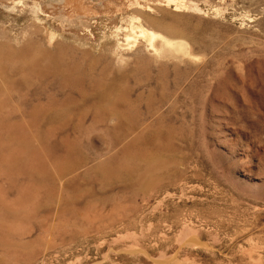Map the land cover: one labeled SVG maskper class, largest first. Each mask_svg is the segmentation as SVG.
Segmentation results:
<instances>
[{
    "label": "rangeland",
    "instance_id": "rangeland-1",
    "mask_svg": "<svg viewBox=\"0 0 264 264\" xmlns=\"http://www.w3.org/2000/svg\"><path fill=\"white\" fill-rule=\"evenodd\" d=\"M0 264H264V0H0Z\"/></svg>",
    "mask_w": 264,
    "mask_h": 264
},
{
    "label": "bare ground",
    "instance_id": "bare-ground-1",
    "mask_svg": "<svg viewBox=\"0 0 264 264\" xmlns=\"http://www.w3.org/2000/svg\"><path fill=\"white\" fill-rule=\"evenodd\" d=\"M169 1H174V0H169ZM177 1V0H176ZM178 20V19H177ZM155 22V21H154ZM159 24V22H156V24ZM155 24V23H154ZM160 25V24H159ZM166 28V27H165ZM167 30V29H166ZM179 33V32H178ZM139 35V34H138ZM142 35L147 37L150 41H153L155 40L156 38L157 39H161V46H160V49H158L157 47H155V44L151 45L152 47H154V49H158L157 51L161 52L162 54H165L167 57H173V58H176V59H180L183 55L185 56L186 54H188V49H186V52H183L182 51V44H181V41L180 40H170L156 32H153L151 30H147V29H142ZM146 40V39H145ZM155 43V42H154ZM180 44V47L177 48H169L168 46H172L173 45H179ZM158 53V52H157ZM190 55V54H188ZM27 56V55H26ZM34 57V56H33ZM35 59H32L31 61L33 63H37V60L34 61ZM40 60V59H39ZM50 60V59H49ZM52 61V60H51ZM45 62V61H44ZM45 68V67H44ZM108 75L106 73H103L101 75V78H100V81L99 83L95 86L96 87V90L98 93L102 94L103 96L104 95H108L109 93H112V92H115V86L113 84H108L106 85L105 83L102 82V80ZM114 81V80H113ZM119 92V91H118ZM117 92V93H118ZM117 95V94H116ZM105 100L106 102H110V99L106 96L105 97ZM112 102V101H111ZM132 115H135L134 113H131V114H125L123 115L122 114V119H121V123L119 124L120 126L117 128V131L122 134H119V136L117 138H115V141H121L123 139H126V137L129 136V134L132 132V130H134V127H133V124L131 123L132 122V119H133V116ZM116 130V129H115ZM116 132V131H115ZM118 134L114 133L113 134V138L116 137ZM160 140V139H159ZM140 151H142L140 149ZM139 151V152H140ZM138 152V150H137ZM138 152V153H139ZM161 155V154H160ZM137 156V155H136ZM149 160V158H148Z\"/></svg>",
    "mask_w": 264,
    "mask_h": 264
}]
</instances>
